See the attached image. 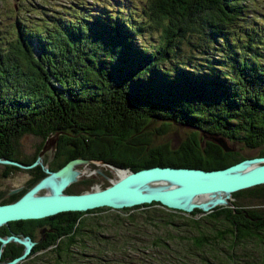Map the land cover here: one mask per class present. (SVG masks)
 <instances>
[{
	"label": "trees",
	"instance_id": "16d2710c",
	"mask_svg": "<svg viewBox=\"0 0 264 264\" xmlns=\"http://www.w3.org/2000/svg\"><path fill=\"white\" fill-rule=\"evenodd\" d=\"M141 1V8L132 6H137L134 9L141 10L148 24L160 33L159 44L152 50L134 44L137 31L143 27L136 26L135 21L130 25L133 20L124 16L123 8L129 4L122 5L121 0H108L96 8L92 11L96 17L75 2L67 14L53 12L47 19H39L34 30L15 21L10 41L0 33V160L30 166L51 138L55 139L58 159L55 167H49L51 171L77 158L132 172L151 167L211 171L245 160L237 153L224 152L205 138L208 136L222 137L248 149L262 147L258 157H264V7L255 5L259 0ZM79 12L85 16L78 18ZM189 37L200 38L207 48L214 44L219 50L212 59L206 58L204 71L172 62ZM152 121L160 122L154 130L157 135L169 133L175 124L194 130L176 149L168 143L154 146L152 133L147 130ZM25 135L42 140L31 161L19 159L18 141ZM29 172V188L46 176L43 165ZM108 186L105 183L102 189ZM27 189L6 198L0 194V205L18 201ZM64 193L81 194L73 186ZM244 195L264 196V185L233 193L232 207L220 206L208 213L200 209L185 213L151 203L122 210L68 212L9 225L21 227L20 233L32 240L36 229L49 230L21 264H89L80 257L86 250L96 253L93 264H135L108 256L104 248L120 249L117 241L100 236L103 228L98 221L93 226L84 219L106 211L124 214L110 224L116 233L120 226L126 232L128 226L149 224L188 231L184 239L172 236L178 245L186 246L183 254L168 249L162 237L156 240L159 244L153 243L169 254L167 264H263L262 259L257 263L253 254L243 253L238 260L234 250H215L225 249L228 245L223 240L229 238L240 246L242 240L261 243L252 235L258 226L241 234L234 227L215 234L218 224L251 223L245 214L258 218L264 226L262 215L252 214L235 202ZM152 208L160 210L145 211V222L139 224L130 214ZM204 221L211 225L208 233L202 230ZM208 247L215 253L207 255L204 249ZM47 252L50 258L43 256ZM22 253V246H12L0 260H13ZM142 254L144 259L155 260Z\"/></svg>",
	"mask_w": 264,
	"mask_h": 264
},
{
	"label": "rangeland",
	"instance_id": "374dc122",
	"mask_svg": "<svg viewBox=\"0 0 264 264\" xmlns=\"http://www.w3.org/2000/svg\"><path fill=\"white\" fill-rule=\"evenodd\" d=\"M108 0H0V33L3 35L2 37H6L8 41L14 38V26L13 23L15 21H21L24 25L25 29L34 30L37 26H39V19H47L53 12L56 13L58 16L62 14H67L70 12L71 8L70 5L76 3H82L83 8L89 11L93 17H96L95 14L96 8H101L102 4H106ZM124 16L131 18L133 21L130 25L135 21L136 26L143 27L142 30L137 31L138 35L136 36V41L134 44L137 46H143L148 50H152L155 46L159 44L160 40V33L159 31L149 25L148 22L145 20V17L141 14V10L134 9V8H141L139 4H141V0H127ZM125 1L121 0V4L124 5ZM139 5L138 7H133L132 5ZM252 4V3H249ZM259 7H264V0H259V4L255 3ZM69 6V7H68ZM138 13L139 15H135ZM261 13H264L263 9H261ZM81 18L85 16V13L79 12ZM132 16V17H129ZM136 17V18H133ZM134 26V25H133ZM204 41H201L200 38L197 37H189L184 40V42L180 45V49L177 51L176 58L172 60V62H184L194 69L199 71H204L206 69V65L208 62L206 58L215 57L218 53L215 45L210 44L209 47L204 45ZM4 45V43L2 44ZM204 50H207V54H204ZM216 63V62H215ZM214 66H217L214 64ZM160 126V122L152 121L148 126L147 130L151 131L152 133V144L154 146L161 145L168 143L172 149H176L180 143L187 137V135L194 129L180 126V125H173L169 133L165 135H157L154 130ZM54 138L50 140V148L47 149V152L42 155L41 159L39 160V164L43 165V169L51 168L55 165V161L52 160V156L54 152ZM227 142L228 148L234 150L240 157L244 159L256 158L259 156L260 150L262 147L257 149H248L243 144H236L232 142ZM42 140L41 138L32 136V135H25L21 137L18 141V151H19V159L31 161L37 149L41 146ZM49 146V141L44 145L45 148ZM55 162V163H52ZM41 162V163H40ZM4 165L0 163V194L3 195V198H6L10 194L15 191H21L22 189H27L26 195L33 187L29 188V182L32 179V173L29 172L30 169L19 168V170H12L8 172L7 176H3ZM74 170L84 173L77 182H73L69 187L73 186V190L76 192L84 193V192H91L96 189H102L105 183L109 185L118 179L117 177V170H113L111 167L107 165V163L103 164L102 162L95 161L94 163L88 164H78L74 167ZM83 181H88V183L83 184ZM88 187V188H87ZM45 191H39L37 196H43ZM228 203L233 201V198L228 196L227 198ZM238 205L244 207L245 209L253 208V207H263L264 206V196H249L244 195L239 197L235 200ZM231 204V203H230ZM160 208H152L149 210L139 209L136 211H131L130 214H134L135 221L139 224L141 221L145 222V211H152V212H159ZM113 212V211H106L102 212L101 214L96 215H86L84 216L85 220H89V224H94L95 222L98 223L103 229L100 230V236L105 237L106 239L113 241H117V245L119 246L121 251H118L116 248L105 247L104 249L108 252L107 255L124 262H135V264H158L161 260L162 263L159 264H167L168 261V253L161 248L156 247L153 243L159 244L157 238H163L166 244H169L170 249L172 252L175 250L176 252H180L181 254L184 253V249L186 246L184 244H177L178 241L173 239L180 238L184 239L185 236L189 235L188 231L180 230L176 232L175 230L165 227V226H153L147 225L145 227H131L128 226L126 228V232L130 234L127 236V233L122 230V226L118 228L119 231L115 232L116 229L110 226L111 223L117 222L119 220V215H122L120 212ZM166 213H171L170 211H166ZM174 216H179L180 214H173ZM202 222V220L200 219ZM203 224L205 227L202 230H205L206 233L209 232L208 226L209 222L204 221ZM88 224V223H87ZM142 224V223H141ZM218 226V225H216ZM91 227L90 225L87 228ZM46 229L38 231L36 234V239L39 241L43 233ZM121 231V232H120ZM132 231V232H128ZM135 231L136 233H134ZM173 236V237H172ZM173 239V240H172ZM223 242L227 245L231 244L230 240L224 239ZM254 244V243H253ZM256 248L257 251V263L261 262V259H264V245L252 247ZM204 250H208L207 255L211 253H215L208 248ZM216 253H220V248H215ZM84 255L87 257L84 258L83 255H80L83 262L93 264L94 257L96 253L92 252L91 250L83 251ZM123 253L125 256L122 257ZM142 253H147L146 257L154 256L155 260L144 259V255ZM179 253V254H180ZM43 256H48L50 258L49 252L43 254ZM145 257V258H146ZM159 259L158 261H156ZM85 260V261H84ZM24 264H32L30 262H26ZM264 264V261H263Z\"/></svg>",
	"mask_w": 264,
	"mask_h": 264
},
{
	"label": "water",
	"instance_id": "95a60500",
	"mask_svg": "<svg viewBox=\"0 0 264 264\" xmlns=\"http://www.w3.org/2000/svg\"><path fill=\"white\" fill-rule=\"evenodd\" d=\"M218 145L224 152H233L222 137H205ZM49 146L44 148L36 161L30 166L19 162L0 160L3 165L31 169L39 164V160ZM94 163L88 160L74 159L56 171L44 169L46 176L42 178L26 195L18 201L0 205V227L11 222L41 220L68 212L84 213L91 210L108 208L122 210L145 204L158 203L168 210L189 213L194 209L210 212L216 207L229 206L228 201L207 205L201 201L204 198L221 195L226 198L233 193L264 185V157L245 159L229 167L204 171L201 169L151 167L135 172L120 169L107 164L113 170L125 172L105 189H96L81 194H65L64 191L73 183L64 178L59 185L53 186L48 192L44 184L50 176L63 177L70 174L78 164ZM105 164L104 162H102ZM41 166V165H40ZM39 191H45L43 196H37ZM19 191H15L17 193ZM202 202L201 206L196 203ZM209 201V200H207ZM11 238L1 239L6 244ZM14 241L24 245L23 254L7 264L22 262L31 251L30 241Z\"/></svg>",
	"mask_w": 264,
	"mask_h": 264
},
{
	"label": "flooded vegetation",
	"instance_id": "af4514ba",
	"mask_svg": "<svg viewBox=\"0 0 264 264\" xmlns=\"http://www.w3.org/2000/svg\"><path fill=\"white\" fill-rule=\"evenodd\" d=\"M45 147H43L42 148V150L44 149ZM41 150V151H42ZM40 151V152H41ZM45 152H47V150L45 151ZM54 152H55V150H54ZM231 153H234V154H236V152L235 151H233V152H231ZM45 154V153H44ZM77 159H80V158H77ZM52 160H54L55 162H57V158H56V153H54L53 154V156H52ZM82 160H88V161H91V162H95L94 160H89V159H82ZM55 162H53L52 161V163H55ZM55 165H56V163H55ZM55 165L54 166H52L51 168H53V167H55ZM4 170H3V173H2V175L4 176H7L8 175V172H11L10 170H8L7 169V167H6V165H4ZM18 168V167H17ZM7 174V175H6ZM214 210V209H213ZM212 210V211H213ZM247 210H249L252 214H259V215H262L261 217H262V219H264V206L261 208V207H253V208H249V209H247ZM212 211H210V212H212ZM206 213H208V212H206ZM260 216H259V219L261 218ZM245 218H248V219H250V220H252V222L251 223H235V224H228V223H226V224H218V226L216 227V230H215V234H221V232H223L224 231V228H231V227H234L235 229H237V231H239L238 233H240L241 234V232L242 231H247V230H249V229H252V230H255L256 229V227L257 228H260L259 230H258V232L257 233H253L252 235L253 236H256V237H258L260 240H262L261 241V243L259 244V245H254L253 243H248V242H246L245 240H242L241 241V246H240V244H238L236 241L237 240H235V239H232L231 240V238H229V240L231 241V244L230 245H228V246H233L232 248H230V247H226L225 249H223L221 252H225V250H234V252H235V256L234 255H232V256H234L235 258H238V257H240V255H242L243 253H249V254H253V256L255 257H257V251H256V248H252V247H256V246H263L264 245V226L263 225H261V223L259 224L258 222H257V220H258V218L257 219H253L252 217H248L247 216V214H245ZM260 226V227H259ZM21 227H17V226H13V225H9V224H6V225H3L2 227H0V238L1 239H8V238H11L6 244H2L1 242H0V259H1V257H3L5 254H6V252H7V249L8 248H10V247H14V248H16V246H22L23 247V252H24V250H25V247H24V245L23 244H21V243H19V242H16V241H14L12 238H17V239H19V240H21V241H30L31 243H32V247H31V250L34 248V246H36L37 245V243L38 242H40L41 240H42V238H43V236H42V238L39 240V241H37V239H36V234H37V232L38 231H41V230H44V229H46V231H49L47 228H40V229H36L37 231H36V234H35V236H34V238H33V240L32 239H30L29 237H27L26 235H23V234H21L20 233V231H21ZM45 233V232H44ZM44 233H43V235H44ZM228 235H231V234H228ZM233 235V234H232ZM250 235H251V233H250ZM247 243V244H246ZM237 244V245H236ZM246 247V250H242V248L244 249ZM23 254V253H22ZM21 254V255H22ZM29 256V255H28ZM27 256V257H28ZM20 257V256H19ZM19 257H17V258H19ZM27 257L22 261V262H24L26 259H27ZM85 257H87L88 258V256L87 255H84V258ZM17 258H15V259H17ZM15 259H13V260H15ZM240 258H238V260H239ZM13 260H10V258L9 257H6V261L5 262H1V260H0V264H3V263H5V264H7V263H9V262H12ZM263 261H264V259H262ZM22 262H19V263H17V264H21Z\"/></svg>",
	"mask_w": 264,
	"mask_h": 264
},
{
	"label": "bare ground",
	"instance_id": "6f19581e",
	"mask_svg": "<svg viewBox=\"0 0 264 264\" xmlns=\"http://www.w3.org/2000/svg\"><path fill=\"white\" fill-rule=\"evenodd\" d=\"M41 163V162H40ZM118 174V176L123 175L125 172L123 171H119L117 170L116 172ZM84 173L79 172L77 170H73L70 174H68L67 176H63V177H55V176H50L48 178V180L46 181V183L44 184L45 189L50 192L53 186H57L60 184V182L64 179H70L73 182H77L79 180V178L83 175ZM209 200V201H207ZM226 197L225 196H221V195H216V196H211L208 198H204L201 201L206 202V204H203V206H207V205H214L215 203H220V202H224L226 201ZM196 205L201 206L202 202L199 201V203H196Z\"/></svg>",
	"mask_w": 264,
	"mask_h": 264
}]
</instances>
